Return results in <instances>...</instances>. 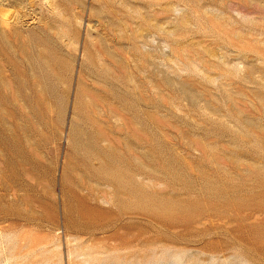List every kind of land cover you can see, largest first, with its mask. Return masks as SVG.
<instances>
[{
    "label": "rangeland",
    "instance_id": "rangeland-1",
    "mask_svg": "<svg viewBox=\"0 0 264 264\" xmlns=\"http://www.w3.org/2000/svg\"><path fill=\"white\" fill-rule=\"evenodd\" d=\"M264 264V0H0V264Z\"/></svg>",
    "mask_w": 264,
    "mask_h": 264
},
{
    "label": "water",
    "instance_id": "water-1",
    "mask_svg": "<svg viewBox=\"0 0 264 264\" xmlns=\"http://www.w3.org/2000/svg\"><path fill=\"white\" fill-rule=\"evenodd\" d=\"M166 264H174L173 262H171V261H168Z\"/></svg>",
    "mask_w": 264,
    "mask_h": 264
}]
</instances>
